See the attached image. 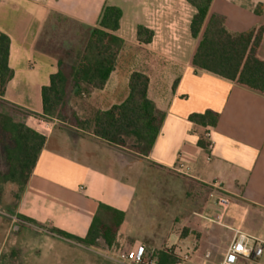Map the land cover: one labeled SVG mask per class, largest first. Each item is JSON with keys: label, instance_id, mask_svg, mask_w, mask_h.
I'll list each match as a JSON object with an SVG mask.
<instances>
[{"label": "crops", "instance_id": "crops-1", "mask_svg": "<svg viewBox=\"0 0 264 264\" xmlns=\"http://www.w3.org/2000/svg\"><path fill=\"white\" fill-rule=\"evenodd\" d=\"M160 1L154 0L158 6ZM184 1L190 26L196 11ZM108 6L117 7L110 0H0V35L11 40L9 66L14 71L4 94L0 81V104L42 115V89L60 70L71 78L91 30L99 28ZM154 9L147 7L143 21H136L133 28L121 21L116 36L125 46L104 90L69 88V96H80L96 115L128 98L132 73L146 74L149 99L164 114L153 150L143 157L129 150L126 142L124 146L106 143L94 136L93 124L83 130L27 117L23 123L46 137V144L9 220L0 217V264H124L115 256L137 244L149 253L171 252L178 260L189 256L185 264H202L207 254L216 261L222 258L231 231L264 242V95L197 69L193 58L200 39L194 40L190 31L185 38L193 45L189 54L166 56L165 39L154 27ZM210 15L224 17L232 33L264 29V0H214ZM141 25L155 33L149 45L137 39ZM128 45L144 49L147 56L144 67L125 80L123 93L116 71ZM259 56L264 61V39ZM207 111L220 115L216 128L208 130L189 120ZM208 131L210 152L198 144ZM149 172L157 175L165 193L172 182L204 190L205 197L195 194L197 202L191 204L188 217L178 213L171 221L178 227L164 228L148 217L150 204L139 192L151 183ZM218 197L232 199L226 212L219 208ZM100 205L125 214L112 248H90L53 233L59 230L85 238ZM218 216L221 223L215 219ZM260 263L264 264V254Z\"/></svg>", "mask_w": 264, "mask_h": 264}, {"label": "trees", "instance_id": "trees-1", "mask_svg": "<svg viewBox=\"0 0 264 264\" xmlns=\"http://www.w3.org/2000/svg\"><path fill=\"white\" fill-rule=\"evenodd\" d=\"M186 1L196 11L190 23L191 37L194 40L200 39L193 65L264 95V61L259 56L264 29L232 33L227 29L224 17L210 15L214 0ZM122 19L123 10L119 7L108 6L103 10L99 28L91 30L78 61L72 68L71 78H67L60 70L51 76L49 86L42 89V115L8 106L10 111L25 119L35 117L68 124L70 85L77 89L87 86L102 91L115 71L118 57L125 46L124 40L116 36ZM154 36L153 31L145 26H138L137 39L141 44H151ZM10 47V38L1 34V94L5 93L7 85L14 78V71L9 66ZM59 65L62 67V64ZM149 86L150 79L146 74L132 73L128 98L120 105L96 113L93 122L94 136L118 146H124L130 140L138 155L149 156L164 121V114L149 99ZM80 93L81 90L78 91ZM73 119L76 121L73 126L79 129L85 130L90 126L89 122L80 119L76 113H73ZM189 120L199 127L216 128L220 115L207 111L204 114H193ZM0 127L14 144L13 148L6 149L9 170L1 177V182L16 184L19 187V200L45 147L46 137L24 123L16 122L10 114L0 113ZM198 144L203 150L210 152L211 145L205 138H201ZM124 221L123 212L100 205L85 238L73 237L59 230H54L53 233L87 247L103 250L105 247L112 248L117 243ZM154 257L158 264H175L178 261L177 256L171 252L159 251Z\"/></svg>", "mask_w": 264, "mask_h": 264}, {"label": "rangeland", "instance_id": "rangeland-1", "mask_svg": "<svg viewBox=\"0 0 264 264\" xmlns=\"http://www.w3.org/2000/svg\"><path fill=\"white\" fill-rule=\"evenodd\" d=\"M110 3L123 10L124 17L122 25L126 26L128 24L129 27L131 26L132 28L134 27L136 21L139 23L143 21L142 13L145 9H147V7L155 8L153 12L155 21L154 27L160 36H163L165 39L163 47V50H165L163 51L164 54L168 57L173 56L177 52H185L186 55L189 54L190 48H192L193 45L192 43L185 41V38L188 37L190 31V28L188 30V20H190V18L189 9H187L188 7L186 6L184 0H161L160 6L156 5L154 0H110ZM182 45L185 46V50ZM146 56L147 54L145 50L140 47L128 45L124 49L120 56L116 71L119 78L123 81L121 82V87L124 88L123 93H125L126 89L125 80L133 70H141L144 67L143 60H145ZM114 78L115 79H113L111 83L112 87L117 79L116 74ZM69 103L71 106H69L67 110V115L70 118L68 125H75L76 121L73 119V113L77 114L78 112L81 114L83 120L89 122L90 126L93 124L95 113L93 112L91 105L81 101L80 96L77 94H70ZM0 113L12 115L16 122L23 123L25 121L24 117L11 112L7 105L0 104ZM126 143V147L135 152L133 147L134 143L130 140H127ZM13 146L14 144L12 140L0 127V217L7 218L8 220V217L12 215L18 201L19 187L13 183L1 182V177L5 176L9 170L6 149L13 148ZM147 175V177H150L149 181L151 179V183L144 184L145 189L139 192V196L142 200L150 204L148 208V217H151L150 219L158 222V224H161L164 228L171 225H175V227L180 225L179 223H171L178 213H180L181 218L188 217L187 214L194 208H191V204L194 201L197 202L195 194L197 196H206L203 193V189H194L191 185L187 186L184 183L174 182L166 185L170 191H166L167 193H165V191L160 190L163 187L162 184H159V182L156 181L157 175L152 174L151 172ZM254 192L255 191H252V194ZM216 193H218L219 196V191ZM256 199L259 201L261 200L260 197H257ZM229 201H232V199L229 198ZM246 205L249 206V208H252L250 203H246ZM250 214L252 217H256L255 215H257V213L252 211H250ZM233 236L234 232L232 233L231 231L229 238L230 242L232 241ZM156 241L160 243L161 239H156ZM157 252L159 251H156L155 254ZM120 254L121 253L115 256L118 262H121Z\"/></svg>", "mask_w": 264, "mask_h": 264}, {"label": "built area", "instance_id": "built-area-1", "mask_svg": "<svg viewBox=\"0 0 264 264\" xmlns=\"http://www.w3.org/2000/svg\"><path fill=\"white\" fill-rule=\"evenodd\" d=\"M211 128H208L210 130ZM205 139L209 142V131L205 135ZM211 145V142H209ZM219 208L226 212L229 208L230 201L226 197H218L215 199ZM221 223V217L215 218ZM264 254V242L247 233L234 231V236L230 242L228 249L220 260H214L211 254L205 256L202 264H261L260 260ZM189 256L180 258L175 264H185L188 262ZM120 261L124 264H158L155 260L154 253H149L142 244L136 245L130 251H123L120 254Z\"/></svg>", "mask_w": 264, "mask_h": 264}, {"label": "water", "instance_id": "water-1", "mask_svg": "<svg viewBox=\"0 0 264 264\" xmlns=\"http://www.w3.org/2000/svg\"><path fill=\"white\" fill-rule=\"evenodd\" d=\"M18 229H19L18 226H16V227H15V230H18Z\"/></svg>", "mask_w": 264, "mask_h": 264}]
</instances>
